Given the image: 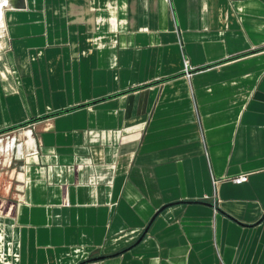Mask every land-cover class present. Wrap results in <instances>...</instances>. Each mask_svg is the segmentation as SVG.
<instances>
[{
	"label": "crops",
	"instance_id": "obj_1",
	"mask_svg": "<svg viewBox=\"0 0 264 264\" xmlns=\"http://www.w3.org/2000/svg\"><path fill=\"white\" fill-rule=\"evenodd\" d=\"M9 129L0 264H264V0H14Z\"/></svg>",
	"mask_w": 264,
	"mask_h": 264
},
{
	"label": "rangeland",
	"instance_id": "obj_2",
	"mask_svg": "<svg viewBox=\"0 0 264 264\" xmlns=\"http://www.w3.org/2000/svg\"><path fill=\"white\" fill-rule=\"evenodd\" d=\"M14 0H8V2L2 6V18H3V11H5L6 9L9 8L10 4H12ZM8 136V135H7ZM6 136H4L5 138ZM9 175L8 174H3V176L0 178V198L3 197L5 195V188H8L9 187ZM14 189H13V186L11 187V192H13Z\"/></svg>",
	"mask_w": 264,
	"mask_h": 264
},
{
	"label": "built area",
	"instance_id": "obj_3",
	"mask_svg": "<svg viewBox=\"0 0 264 264\" xmlns=\"http://www.w3.org/2000/svg\"><path fill=\"white\" fill-rule=\"evenodd\" d=\"M187 69H188L187 62H184V71H185V73H187ZM246 181H247V176L246 175H241V176H238L237 178L233 179V183L234 184H243Z\"/></svg>",
	"mask_w": 264,
	"mask_h": 264
},
{
	"label": "bare ground",
	"instance_id": "obj_4",
	"mask_svg": "<svg viewBox=\"0 0 264 264\" xmlns=\"http://www.w3.org/2000/svg\"><path fill=\"white\" fill-rule=\"evenodd\" d=\"M8 0H0V26L2 25V6H4ZM28 134V132H27ZM31 143V142H30Z\"/></svg>",
	"mask_w": 264,
	"mask_h": 264
},
{
	"label": "water",
	"instance_id": "obj_5",
	"mask_svg": "<svg viewBox=\"0 0 264 264\" xmlns=\"http://www.w3.org/2000/svg\"><path fill=\"white\" fill-rule=\"evenodd\" d=\"M22 127H24V126H18V127H16V128H22ZM16 128H13V129H16ZM13 129H9V130H5V131H1V132H0V135L5 134V133H7V132H9V131H11V130H13ZM209 206H211L212 208L214 207L213 205H209Z\"/></svg>",
	"mask_w": 264,
	"mask_h": 264
}]
</instances>
